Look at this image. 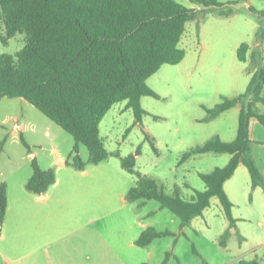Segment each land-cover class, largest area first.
Here are the masks:
<instances>
[{
    "label": "rangeland",
    "instance_id": "rangeland-1",
    "mask_svg": "<svg viewBox=\"0 0 264 264\" xmlns=\"http://www.w3.org/2000/svg\"><path fill=\"white\" fill-rule=\"evenodd\" d=\"M176 1L195 9L200 19L187 25L181 42L186 51L184 60L178 65L162 66L148 80V86L159 98L142 97L141 105L146 114L141 123H137L127 101L115 104L107 113L100 124V136L110 153L107 161L89 164L87 148L79 147V158L87 164L85 169L101 181L97 194L93 195L100 215L112 210L128 213L121 208V192L134 186L137 178L122 168L121 159L134 155L137 149L140 154L136 170L156 181L166 194L173 196L178 189L180 196L190 201L195 191H204L206 186L199 174L225 167L229 155L207 153L193 155L184 162L182 159L216 136L225 142L233 141L239 120V110L234 108L217 120L206 122V109L244 94L253 72L264 66V37L257 34L261 20L255 13L264 11V0H214L223 5L221 8H204L191 0ZM221 11H232V14L222 16ZM4 34L0 23V37ZM244 43L250 46L247 62L238 59V49ZM24 46L25 35L22 34L6 45L0 39V56L15 55ZM257 53L261 54V59H256ZM75 145L69 133L25 100L0 99V181L18 186L29 179L31 154L35 153L44 169H53L56 177L67 183L69 176L58 170L56 163L59 156L67 158ZM75 155L73 152L69 159L74 161ZM69 171L76 172L72 168ZM226 189L235 220L226 247H222L220 241L229 228V221L218 198L212 199L203 216L184 227L168 209L159 211L161 206L157 201H147L141 210L133 205V217L140 215L143 223L152 229L174 234L156 239L147 249H142L147 262L243 264L261 260L264 255V190L252 188L245 166L236 170ZM109 220L110 217L101 221L99 228L112 227L114 222ZM116 225L124 228L121 221Z\"/></svg>",
    "mask_w": 264,
    "mask_h": 264
},
{
    "label": "trees",
    "instance_id": "trees-1",
    "mask_svg": "<svg viewBox=\"0 0 264 264\" xmlns=\"http://www.w3.org/2000/svg\"><path fill=\"white\" fill-rule=\"evenodd\" d=\"M191 1L204 8L223 6L214 0ZM220 13L227 16L232 11ZM255 13L261 20L258 35L262 38L264 11ZM199 19V12L176 0H0V23L5 32L1 41L6 45L18 34L25 35V46L19 52L0 56V99H23L69 133L76 143L74 161L68 162L74 168L82 171L87 166L79 158L81 145L88 150V163L99 165L110 157L100 136L104 117L115 104L127 101L137 123L142 122L146 114L142 97L159 98L148 80L162 66L178 65L184 60L186 51L181 42L187 25ZM249 49L246 43L238 49L241 62H247ZM255 57L258 60L262 56L257 53ZM237 105L242 109L235 140L225 142L216 136L182 159L184 162L193 155L207 153L231 156L225 167L199 174L206 186L204 191H195L190 201L184 200L178 189L173 196L166 194L156 181L136 170L140 154L137 149L134 155L121 159L122 168L137 178L126 195L127 201H157L184 227L203 216L212 199L218 198L229 221L220 241L226 247L235 224L226 182L244 165L252 188L264 190V174L253 152V127L256 123L264 126V113L258 109V105L264 107V66L253 72L244 94L206 109L204 121H214ZM32 170L26 189L34 195L46 194L56 183L55 172L42 170L36 161ZM7 209L8 188L0 183V225ZM173 235L148 229L136 244L147 247L156 239ZM263 262L264 255L261 260L243 264Z\"/></svg>",
    "mask_w": 264,
    "mask_h": 264
},
{
    "label": "crops",
    "instance_id": "crops-1",
    "mask_svg": "<svg viewBox=\"0 0 264 264\" xmlns=\"http://www.w3.org/2000/svg\"><path fill=\"white\" fill-rule=\"evenodd\" d=\"M234 108L240 114L242 106ZM258 109L264 113L263 106L258 105ZM237 132L238 125L234 140ZM253 138L254 157L264 174V126L260 123L253 127ZM73 152L74 149L70 155ZM70 155L67 158L59 156L56 163L57 169L69 176L67 183L57 177L46 194L34 195L26 189L33 170L29 179H24L18 186L0 181L8 188V209L0 225V264H151L142 252L148 246L139 247L136 242L152 226L144 224L140 215L133 217L132 212L133 205L141 210L147 202L129 203L126 199L136 182L121 192V208L128 213L112 210L100 215L93 195L97 194L101 181L93 172L87 169L80 171L70 165ZM38 158L35 153L31 154V159L42 170H53L44 169ZM230 159L229 155L228 162ZM71 168L76 171L74 174L69 171ZM161 209L158 208L159 211ZM109 217L114 222L113 228L101 230L99 223ZM117 221L123 222V229L117 227Z\"/></svg>",
    "mask_w": 264,
    "mask_h": 264
}]
</instances>
